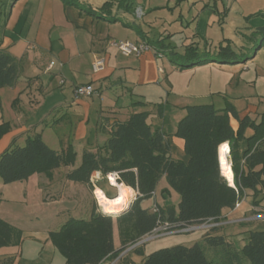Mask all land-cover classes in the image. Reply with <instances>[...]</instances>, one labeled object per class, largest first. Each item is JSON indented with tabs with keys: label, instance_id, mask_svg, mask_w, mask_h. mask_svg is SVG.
<instances>
[{
	"label": "trees",
	"instance_id": "1",
	"mask_svg": "<svg viewBox=\"0 0 264 264\" xmlns=\"http://www.w3.org/2000/svg\"><path fill=\"white\" fill-rule=\"evenodd\" d=\"M63 2L96 18L109 22L120 20L116 16L108 17L111 15L109 1L99 8L107 14H96L93 9L80 4L79 0ZM123 5L126 11L134 10L128 2ZM253 34L264 40V26ZM146 43L165 56L162 44L158 47L153 41ZM169 53L171 63L180 69L216 61L208 53L198 54L191 45L179 56L190 60L188 63H177L176 52L169 50ZM220 53L232 56L229 60L224 58L221 61L239 62L229 46H220ZM19 72L20 60L0 48V88L13 86ZM137 103L133 102L132 106ZM184 112L172 135L183 139L186 160L170 157V135L159 128L152 129L146 111L133 112L126 120L113 123L108 138L101 146L95 151L83 150L81 164L66 174L68 181L90 186V172L102 165L105 171L120 170L126 182L138 187L141 195L127 211L119 215L102 216L91 210L88 217H69L59 229L49 231L48 238L64 257L65 264H100L108 257L116 258L128 245L165 223L180 227L217 223L225 210L234 208L246 190L252 192V204H260L264 196V112L254 117H240L231 104L221 109L212 104L187 105ZM231 117L239 124L235 131L230 124ZM247 128L253 129V134L244 137ZM9 129L8 122L0 123V139ZM222 139L232 141L235 188L227 187L217 179L214 146ZM240 141L245 142L244 148L239 147ZM75 157L70 143L57 151L50 148L40 134L28 136L23 146L15 145V140H12L0 154V180L7 184L26 180L34 174H42L50 179L59 167L73 165ZM163 176L168 186L179 195L177 210L172 204L157 206L158 212L143 208L141 202L152 196ZM162 192H168V189ZM114 221L120 238L119 249H115L113 243ZM216 228L211 227V231ZM21 240V230L0 218V248L19 245ZM204 248L213 252L212 258L206 255ZM8 262H11V258ZM142 262L264 264V228L248 231L240 246L226 241L221 234L205 232L200 241L190 246L160 248L145 255Z\"/></svg>",
	"mask_w": 264,
	"mask_h": 264
},
{
	"label": "crops",
	"instance_id": "2",
	"mask_svg": "<svg viewBox=\"0 0 264 264\" xmlns=\"http://www.w3.org/2000/svg\"><path fill=\"white\" fill-rule=\"evenodd\" d=\"M81 1L84 6L92 8L87 1ZM106 21L85 13L76 6L66 5L63 0H14L12 2L0 38V48L20 60V72L18 80L13 86L0 88V94L6 98V108L9 111L8 119L5 120L3 117V120L11 126L10 130L0 139V154L12 140L19 141L31 130H37L45 121L46 112L43 108L44 105L40 100H37L40 97L38 93L45 95L44 93L52 91L53 83L63 86L67 82L70 83L71 88L81 84L93 86L96 93L88 98H75L72 90V97L79 107L84 108L85 117L91 109L89 98L101 97L107 91L115 97L123 95L131 101L130 104L123 107L127 110L121 114L122 117L117 116L122 107L117 106L116 102L110 103L107 107L109 109H100V122L96 127L95 141L94 143L87 142L83 150L95 151L101 142L104 143L108 138L113 123L126 120L133 112L146 111L149 114L148 122L151 128H159L170 135V157L186 160L183 139L172 135L177 122L185 113V106L212 104L215 108L221 109L231 104L240 117L245 115L254 117L264 112V90L258 91L260 93L254 91L252 94L247 90L244 91L251 85L254 87L263 85L264 87V67L252 59L257 53L251 57L249 63L212 61L183 69L170 65L166 71L161 67L159 58H156L152 52L147 51L140 56H123L117 48L108 46L107 41L115 38L111 37L109 32L104 36L100 31L99 25ZM121 24L127 29L129 28L128 22L121 21ZM124 35L118 40L130 41L129 33L126 32ZM139 40L149 41L145 38H136V41ZM95 54L105 58V68L98 73L91 71V61ZM51 62L53 65L49 68ZM61 80H63L62 83H60ZM38 82L40 84L36 88ZM48 89L49 91H45ZM68 91L62 87L54 90L52 93L56 100L50 107L56 106L63 109L71 106V103L66 99ZM162 94L168 95L167 103L164 107L157 109L153 99ZM210 94L211 101L208 103L193 101L206 98ZM215 96L220 99L222 105H220L221 103L215 105L216 103L212 99ZM13 100L15 101L13 102ZM133 102L138 103L136 106H132ZM0 106L2 109L5 108L2 98ZM31 112L34 115L32 117L29 116ZM65 119L63 114L55 116L53 119L55 127L61 125ZM16 123L17 125H14ZM230 124L234 131L237 130L239 124L236 119L231 117ZM77 129L79 137L77 136L76 139L81 141L84 139L87 129L82 122H79ZM98 132H102L103 137L98 136ZM252 134L253 129L251 128L244 131V137H249ZM238 145L244 148L245 142L240 141ZM53 181L54 173L50 179L42 174H34L26 180L13 182L10 186H3L2 192L7 191V195L4 196L6 200L10 201L9 203L26 200L29 209V206L45 204L48 198L53 196L47 191ZM64 181L65 188L67 186L76 187L73 184L77 183L67 179ZM164 189H168V192L163 193ZM2 196L0 194V200ZM169 197L174 198V201H169ZM252 199V192L246 190L238 207L223 212L222 219L217 222V228L212 231V234H221L226 241L237 246L242 245L247 232L255 230L259 226V223L256 222L263 220L256 216L264 214V196L259 205H253ZM178 202L179 195L168 186L165 176H163L158 181L152 196L143 200L141 206L152 210L154 205L163 207L172 204L177 210ZM16 208L19 207H5L0 203V218L23 231L25 230L22 225L24 223ZM95 211L98 212V210ZM61 213H67V219L73 217L69 215L68 208L48 210L46 214H43V217L54 221L55 215ZM198 230L201 231V236L205 233L200 228ZM49 231L51 230L41 229L40 232L33 233L32 235L37 234L35 235L37 237H34L36 242L32 244L23 243L22 233L19 245L0 248V264H8L9 258H11L9 264H21V262L24 264H53L56 248L48 238ZM113 243L115 249L121 247L116 225L113 226ZM150 252L152 251L142 248L137 251L141 259ZM113 259L108 257L100 264H107ZM124 261L128 263L131 259L123 260L120 263ZM57 262L65 264V260Z\"/></svg>",
	"mask_w": 264,
	"mask_h": 264
},
{
	"label": "rangeland",
	"instance_id": "3",
	"mask_svg": "<svg viewBox=\"0 0 264 264\" xmlns=\"http://www.w3.org/2000/svg\"><path fill=\"white\" fill-rule=\"evenodd\" d=\"M13 1L14 0H0V38L4 30L6 17L8 16ZM86 1L90 4L96 14H107L101 12L99 8L105 1H109L111 15L108 17L116 16L119 17L121 21L128 22L129 31L121 24V21L110 23L106 21L101 23L99 28L104 36L109 32L111 37L118 40L123 38L125 36L124 34L128 32L129 40L132 43L143 42L142 40L136 41V38H145L154 43L157 41L155 44L158 47L162 44L165 56L159 58V63L166 71H168L170 65L179 68L177 65L171 63L169 50L176 52L177 63H188L190 60L179 56L183 55L186 52V48L190 45L196 49L198 54L208 53L210 54L209 57L216 61H221L224 58L229 60L232 57L221 54L220 46H229V48L235 53L236 59L239 62L243 61L249 63L251 57L257 53L252 59L264 67V40H261L260 37L254 36L253 34L258 28L264 26V0H85V2ZM79 2L84 6V3L81 0H79ZM124 2H128L132 5V7L135 8L134 12L131 10H124ZM121 9L122 11H120ZM139 9L141 12H139ZM39 84L40 83L38 82L35 87L37 88ZM53 84L52 91H49V89L45 90L49 91L44 93L45 95L38 93L40 94V97L37 98V100L41 101L46 112V117H44L45 121L37 130L33 129L22 139L17 142L15 141V145L23 146L25 144V139L28 136L33 137L36 134H40L42 140L50 148L57 151H60L64 144L70 143L73 146L76 157L73 165L69 167L62 166L55 170L54 181L47 190L53 196H50L45 204L40 203L33 207L29 206V209L27 208L28 204L26 203V200L9 203L10 201L6 200L4 196L7 195V191L2 192V188L3 186H10L13 182L5 184L0 180V194L3 195L0 203L5 207H19L16 209L17 212L21 214V220H23L24 223L22 225L25 227V230L23 231L19 228L23 233L24 244H32L36 242L34 237H37L35 236L37 234H32L40 232L41 229H59L68 217L67 213H61L55 215L54 221H51L50 219L43 217V214H46L48 210L68 208L70 210L69 215L74 218H85L91 210H98L91 195V187L89 185L77 183L73 184L76 185V187L67 186L65 188L66 183L64 180H66V174L69 171L77 168L81 164L83 147L87 142L94 143L95 136H97L96 127L100 122V109H109L107 107L110 103L116 102L117 106L122 107L120 114H117V116L122 117L121 114L125 113L127 110V108L123 107L131 103V101L123 95L115 97L112 93L107 91L105 95H102L101 97L96 96L92 97V99L89 98L91 109L85 117L84 115L86 114L84 108L79 107L72 97L73 88L69 85L70 83L68 84L66 82L63 86H58L56 83ZM60 87L69 90L66 94V99L71 103V106L63 109H59L56 106L50 107V105L56 100L53 97L52 92ZM246 90L251 94L254 93V91L260 93L258 91L264 90V87L263 85L261 87H254L251 85L244 91ZM240 91L242 92L243 88ZM103 92H105V90H103ZM159 96H155L153 99L157 109L166 105L168 97V95L164 94H162L160 98ZM0 97L5 106L3 109L0 106V123H2L6 122L3 120V117L5 120L8 119L9 111L6 108V98L1 96V94ZM241 97L244 98L243 96ZM212 99H214V102L216 103L215 105H219V103L222 105V102H220V99L216 96ZM14 101L15 100H13V102ZM193 101L195 103H208L211 101V94L206 98H199ZM10 103L9 107L11 105ZM62 114L66 119L61 125L55 127L53 122L54 117L61 116ZM29 116L32 117L34 115L31 112ZM79 122H82L87 129V133L81 141L78 140V138L76 139L78 136L77 127ZM14 125H17V123ZM98 134V136L103 137L102 132H98ZM102 144L103 141L101 142V145ZM63 192H65V194H63ZM169 201H174V198L171 199L169 197ZM256 223H259V226L255 230H261L264 228L263 220H259ZM115 225L116 223L114 221V226ZM193 226H199L204 232L212 233L211 227L213 226V223L205 222ZM36 227L37 229H35ZM200 238L201 231L198 229L189 232L156 236L135 248L127 249V246L125 248L127 250L124 253L125 259L122 257L116 264H143L139 253H137L139 248L153 251L174 245L190 246L195 243V241H199ZM204 249L206 255L209 258H212L213 252L211 250L207 251V248ZM55 252L56 257L53 264H58V260H65L57 249H55ZM129 258L131 261L128 263H125V261L120 263ZM21 264H24V262H21ZM107 264H110V262Z\"/></svg>",
	"mask_w": 264,
	"mask_h": 264
},
{
	"label": "clouds",
	"instance_id": "4",
	"mask_svg": "<svg viewBox=\"0 0 264 264\" xmlns=\"http://www.w3.org/2000/svg\"><path fill=\"white\" fill-rule=\"evenodd\" d=\"M214 152L218 182L235 188L236 173L232 158V141L230 139L218 141L214 146ZM89 184L98 213L102 216L119 215L127 211L141 195L138 187L126 182L120 170L105 171L102 165L90 172Z\"/></svg>",
	"mask_w": 264,
	"mask_h": 264
},
{
	"label": "built area",
	"instance_id": "5",
	"mask_svg": "<svg viewBox=\"0 0 264 264\" xmlns=\"http://www.w3.org/2000/svg\"><path fill=\"white\" fill-rule=\"evenodd\" d=\"M139 12L140 9H139ZM108 46H113L119 50V52L123 56H140L144 52L147 51H152L156 58H161L163 55L158 52L154 47L149 45L146 42H135L132 43L127 40H115V39H109L107 41ZM53 65V62L50 63L49 68ZM105 68V58L102 55H93L92 61H91V71L92 73H98L101 72ZM63 80L60 81L62 83ZM96 93L95 89L91 84H81V85H76L73 88V94L75 98H88L91 97ZM241 200V199H240ZM240 200L236 202L235 208L239 206ZM155 209V210H154ZM153 212H158V207L156 205L153 206L152 208ZM259 218L264 219V214L256 216ZM217 223H213V226H216ZM212 226V227H213ZM200 228L199 226H185V227H180L176 224H168L165 223L161 226L155 227L151 232L148 234L142 236L140 239H138L136 242L133 244L128 245L127 249H132L135 248L136 246L145 243L146 241L156 237V236H161V235H169V234H174V233H180V232H189L193 231L195 229ZM162 230V231H161ZM127 249H124L116 258H114L110 264H116L120 261L122 257H124V253L126 252Z\"/></svg>",
	"mask_w": 264,
	"mask_h": 264
}]
</instances>
